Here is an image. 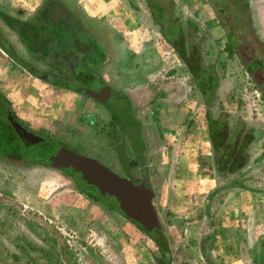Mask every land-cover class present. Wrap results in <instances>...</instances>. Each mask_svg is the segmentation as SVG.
<instances>
[{"label": "rangeland", "instance_id": "obj_1", "mask_svg": "<svg viewBox=\"0 0 264 264\" xmlns=\"http://www.w3.org/2000/svg\"><path fill=\"white\" fill-rule=\"evenodd\" d=\"M46 1L48 0H0V45L10 50L12 49L10 46H13L15 53L26 62L38 68L42 77H45L42 72L46 68L45 62L40 58L39 60H34L31 55L28 56L23 44L18 41L16 34L11 30L6 19L9 16L23 20H30L33 17L37 18V10ZM58 1L71 7L81 20L89 24V27H87L93 33H96L97 37L112 38L114 33L119 32L117 29H114L113 24H116V28L120 26L123 32L133 33L135 36L140 33L138 27L144 30L143 33L149 34L151 36L150 38L158 36L157 28L150 26L141 16V13H143L142 10L145 12L143 0ZM174 1L175 12L181 21L184 22L187 18L196 20L201 29L208 35V40L211 44L210 50L214 55L212 59H215L216 69L220 77L218 104L214 105L212 110L213 114L217 115L221 111H226L230 114V122L232 125L240 117L248 123H256L264 128V100L261 97V93L257 90L255 83L242 68L238 58L236 56L230 57L224 50L226 42L224 29L219 25V16L216 14L213 6H211L210 1ZM131 4L138 8L137 14L128 9L131 8ZM218 4L220 7L226 6L228 10L236 9V5L229 0H220ZM249 9L253 16L256 32H260V36L264 40V0H249ZM225 12L227 14L226 18L224 17L225 20H234L236 18L227 9ZM88 14H93L95 17H90ZM99 21L107 25H103L102 23L100 25ZM262 51V47L257 44L255 50L256 55H260ZM212 59L207 54V62H210ZM164 65H166L167 69L178 65V70L166 78H170L171 81H175L179 85L181 88L179 92L181 93L180 96L160 98L157 96L158 94L155 95L148 89L149 85L142 90L140 86L126 89L130 90L133 94L126 93L130 98V102L134 104V107L138 104L140 106L135 107L132 110L133 113L129 114L126 105L127 101L120 95L121 90L123 91L126 87L121 82L110 81V85L113 84V91L116 92L114 101L108 105V112H110L111 118L110 122L113 124H107L105 119L100 116H94L92 113L80 114L79 117H83L86 122H94L96 120L95 124L98 126L96 127V131L98 134H102V136L95 139L90 138V142L89 140L86 142L88 146L91 144L93 148H84V146L78 144L76 146H70L74 147L73 150L84 155L101 157L103 162H106L121 176L124 175V172L119 167V164L123 166L128 160L135 165L136 161L134 158H142L145 160V166H143L142 171L147 173L149 183L156 190V197L153 202L162 224V228L157 230L159 235H148L150 240L147 239L146 247L149 252L148 254L152 258L154 256L155 261L154 259L153 261L155 264L163 263L165 259L167 260L163 250L158 247L159 245L155 239L162 246H167L170 256L169 264H203V256L201 257L203 250L209 257L218 262V247H221L224 241H232L233 233L229 231L231 225H228L229 222L227 220H214V223L211 224L205 214L204 201L206 195L217 184L213 179L212 152L206 135V109L202 99L200 101L198 99L200 96L198 90L192 86L189 89L191 77L183 69L184 67L180 60L172 55L166 60ZM91 84L88 83L90 86ZM155 86L157 85L154 84ZM154 90L157 91L155 88ZM152 95L155 96L153 97ZM4 107L7 106L3 105ZM141 110H144V123L147 122L151 128L150 132L148 131V136L145 141L141 129L143 122L135 116ZM1 111L0 109L1 133L8 135V137L13 136L14 139L11 140V148L17 150L19 154L25 150L26 157L24 158L28 160L39 159L44 164H18L17 169L14 171L0 169V184L1 181L3 182L9 179L11 175L13 177L18 176L23 180L27 178L34 183L40 182L42 178H46V170L48 169L45 166L49 168L48 179L54 183H57L56 181L59 177L65 178V175L66 179H72L64 170L47 165V155H50L51 152L56 150L58 143L65 144L63 141L61 142L55 139L54 135H50L45 130L36 129V132L44 136V140L36 144H31L26 148L21 140L16 138V135L13 133L8 116ZM157 116L163 120V131L167 135L166 139L162 138L158 140L159 131L155 127V124H158V121L155 120ZM118 125L122 127L123 131L118 128ZM138 126L140 127L138 128ZM144 126L145 124H143V128H145ZM123 132L128 136L127 141H135V145L138 146V148H133L135 154L132 153L131 148H127L125 151L126 157L122 148H114L117 143L120 145L123 142V139L119 137ZM104 134L108 138H104ZM170 139H172V143H169ZM143 141L148 146V153L146 151L147 148H143L142 146ZM161 145L164 146L162 147V162L157 160L159 158V155L157 157V152L160 151L159 146ZM19 154L16 156H19ZM178 158H183V161L177 163L176 166L174 165L175 167L171 166L170 160L174 161V159ZM2 161L9 162L12 160L3 157ZM43 165H45V169H43ZM42 174H45L44 177ZM133 174L136 176L134 177L135 179L140 178L137 166L133 168ZM74 177L75 180H79L76 174ZM69 182L73 184L72 181ZM79 182L84 187L94 191L91 187L83 184V181L79 180ZM53 187L55 186L51 185L50 188ZM25 188L24 183L20 182L19 185H16V192L21 195L20 197L23 196ZM56 188L60 189L57 186ZM56 188L50 190L55 191ZM6 192L0 187V264H12L9 259L4 257V254L6 255L5 252L13 250L3 249V245H9L4 242L3 239L5 237L6 240H10V237H13V240L16 239L22 248H25L29 244H34L36 247L35 254L43 256L47 261V263L46 261L44 263L42 258L36 256L35 258L38 259V262L35 264H49L48 257L55 256V253L59 251V246L56 245L58 241L54 240L56 239L55 234L50 232L51 230H49L43 219L32 215L33 213L31 214L32 208L27 207L28 205L24 203L23 198H18L17 200L12 199L10 201L8 198H5V194L8 193ZM216 202L214 201L213 207L211 206V210H214V212L217 211ZM103 203L105 205L106 203L112 206L115 205L111 198H104ZM218 224L220 226V233L215 231V234L212 232L209 235L208 231L203 232L205 226L207 228L217 226ZM225 224L227 225L224 226ZM223 227L226 230L225 233H221ZM39 245L42 246V250L37 249L40 247Z\"/></svg>", "mask_w": 264, "mask_h": 264}, {"label": "crops", "instance_id": "obj_2", "mask_svg": "<svg viewBox=\"0 0 264 264\" xmlns=\"http://www.w3.org/2000/svg\"><path fill=\"white\" fill-rule=\"evenodd\" d=\"M128 9L135 14L138 12V8L135 6ZM142 12V18L150 26H153L147 11L142 10ZM88 15L95 17L93 14ZM79 19L81 20L80 17ZM81 21L85 27L89 25L83 20ZM100 23L102 22L99 21ZM115 25L113 24L114 29L119 32L115 31L112 38H100L96 36V33H93L96 38H94V42L106 55L97 63V71L100 73L101 79L109 84L110 81L121 82L126 87L123 92L130 95H133L132 92L126 89L140 86L142 90L149 85L148 89L151 92L153 91L152 86L153 88L157 87L156 89L159 90L157 96L160 98L180 96L179 85L175 81H171L170 78H166L178 70V65L168 69L164 65L170 56L173 55L177 59L178 57L161 40L159 34L155 38H150L149 34L143 33L144 30L138 27L140 33L135 36L133 33L123 32L120 26L116 28ZM27 68L11 57L0 45V93L9 102L10 109L17 117L16 120L27 125L30 129L45 130L50 135H54L55 139L63 141L69 146L78 144L84 148H93L86 142L88 140L90 142V138L95 139L102 136L96 131V127H98L95 124L96 120L86 122L83 117L79 116L84 113H92L94 116L105 119L107 124H113L110 122L109 107L78 90L72 91L68 88L54 86L32 74ZM154 84L157 86L154 87ZM95 85L97 84L91 85L90 88L94 89ZM112 85L110 87L113 88ZM191 88L190 86L189 89ZM198 99L200 101L201 97L199 96ZM139 113V120L143 122L141 129L145 141L151 128L147 122L144 123V110ZM155 120L158 121V124H155L159 131L158 140L166 139L163 120L159 116ZM143 124H145V128H143ZM104 135L103 137L106 138V134ZM207 141L210 144L209 140ZM169 143H172V139ZM162 147L164 146H159L160 151L157 152V157L159 155L157 160L161 162ZM263 147L264 135L262 139L253 143L249 161L240 170V173L224 179V182H229V186L219 190H216V187L224 182L216 178L212 160L213 179L217 184L206 195L205 214L211 224L214 223V220H227L228 225H231L229 231L233 233V237L232 241H224V244L218 247V262L201 249L203 264H264ZM145 148L148 153V146ZM141 160L145 166V160L142 158ZM180 161L182 162L183 158L170 160V165L176 166ZM17 166V164L0 160V169L14 171ZM44 166L43 169H45ZM45 167L48 170H46V175H42L43 177L45 175L46 178H42L40 182L34 183L27 178L23 180L18 176L11 175L6 181H1L0 187L8 192H6L5 198L10 201L23 198L27 207L32 208L31 214L43 219L51 230L50 232L55 234L56 239L54 240L58 241L56 245L59 246V251L55 253V256L48 257L49 264H155L154 256L152 258L148 254L146 247L147 239L150 240L147 232L127 218L124 213L122 214L114 208L108 207L107 203L105 205L78 191L74 181L66 179V175L65 178L59 177L57 183L50 181L48 179L49 168ZM9 173L11 174V172ZM240 175L242 178L239 177ZM237 179H241L240 181H243L245 187L231 183ZM69 181H72L73 184ZM20 182L26 186L22 197L16 192V185H19ZM51 185L55 187L50 188ZM56 186L60 189H57ZM55 188V191L50 190ZM154 192L156 197V190ZM214 201H217L216 212L211 210ZM153 205L155 206L154 202ZM205 231H208L209 235L212 232L215 234V231L220 233V226L219 224L207 228L205 226L203 232ZM225 231L223 227L221 233H225ZM3 240L9 244L2 246L4 250L13 249L10 252H5L6 255L4 254L10 263L35 264L38 262L36 256L42 258L45 263L46 258L35 254L34 244L22 248L16 239L13 240V237H10V240H6L5 237ZM39 246L37 249L42 250V246ZM169 262L170 256L159 264H169Z\"/></svg>", "mask_w": 264, "mask_h": 264}, {"label": "trees", "instance_id": "obj_3", "mask_svg": "<svg viewBox=\"0 0 264 264\" xmlns=\"http://www.w3.org/2000/svg\"><path fill=\"white\" fill-rule=\"evenodd\" d=\"M209 1L216 11V14L219 16V25L224 29L226 41L224 50L230 57L236 56L238 58L242 68L255 83L257 90L261 93V97L264 100V40L260 36L261 33L256 32L253 16L249 9V0H229L236 5L235 10H228L226 6L220 7L218 4L220 0ZM143 2L151 23L157 28L161 40L177 55L184 67L183 69H185L191 77V84L189 85L197 89L200 94L206 109L207 137L212 152L214 173L219 181L224 182V179H228L229 176L239 174L240 170L248 163L253 143L262 139L264 128L256 123H248L240 117H238L232 125L230 122V114L226 111H221L217 115L213 114V107L215 104H218L220 77L216 69L215 59H212L214 55L210 50L211 44L208 40L207 33L201 29L199 23L194 19L187 18L182 22L175 12L174 0H143ZM131 7H133L132 4ZM226 9L232 16L236 17L234 20H225L227 16L225 12ZM257 44L262 47L263 50L260 55H256L255 53ZM2 48L16 61L28 67L32 74L39 76L46 82L54 86L68 88L72 91L78 90V86H80L78 82H75L74 85H67L50 76L48 77V75L47 77H42L38 71L16 58L9 49ZM207 54L212 59L210 62H207ZM81 90L83 91L84 89L82 88ZM3 105L7 107L3 108ZM0 109L5 115L8 109H10L9 102L1 93ZM11 113L13 117L17 119L12 110ZM118 128L121 130L122 127L118 125ZM1 132L2 126L0 127L1 157H6L8 159L17 157L19 163L25 164L42 163L39 159L28 160L24 158L26 157V151L24 149L25 152L22 151V153L19 154L17 150L11 148V140L14 139L13 136L8 137V135H4ZM13 133L15 134L14 130ZM16 138L18 137L16 136ZM18 154L19 156H16ZM48 162L49 160H47V163ZM63 170L73 179L78 191L101 203H103L104 198H111L115 205L112 206L107 204V206L123 214L113 197L107 194L101 195L94 186L86 184L74 170L69 168ZM75 174L78 176L79 180L83 181V184L91 187L95 192L84 187L79 180H75ZM239 177H241V175ZM240 180L241 179H237L231 183L239 187H245L243 181ZM227 186H229V182L221 183L216 187V190ZM136 224L144 230L138 223ZM147 233L149 235H159L156 229ZM155 241L163 250L164 256L168 258L169 253L167 246H162L157 239H155Z\"/></svg>", "mask_w": 264, "mask_h": 264}, {"label": "flooded vegetation", "instance_id": "obj_4", "mask_svg": "<svg viewBox=\"0 0 264 264\" xmlns=\"http://www.w3.org/2000/svg\"><path fill=\"white\" fill-rule=\"evenodd\" d=\"M36 13L37 18L33 17L30 20H23L14 17H7L6 22L10 26L11 30H13L16 34L18 41L23 44V47L25 48L28 56L31 55L34 60H39L40 58L45 62L46 68L42 70L44 76L47 77L48 75V77L50 76L51 78L57 79L67 85H74L75 82H78L80 84V86H78V91L82 93H85L84 90H81L82 88L87 89L91 87L90 85H88V83H92V86L94 84L98 85H96V87H93L94 90H101L105 86L110 87L109 83L101 79L102 77L97 71V63L100 60L104 59L106 55L104 54L103 50L100 51V47L94 42L95 37L92 30L85 27L83 22L79 19L77 13L72 10L71 7L59 2L58 0H48L44 2L41 8H39ZM8 45L10 46V44ZM10 47H12L11 50L9 49L10 52L16 58H18L28 66H31L32 69L36 71L39 70L33 64L26 62L24 59L18 56V54H16L13 50V46ZM110 88L112 89L111 94L105 97V102H102L107 106L110 105L112 101H114V98L116 96V92L113 91L112 87ZM152 90L153 94L155 95L159 93V90L157 89L156 90L158 91V93L154 90V88H152ZM120 95L128 103L126 105L129 114L133 113L132 110L135 107H140L139 104L134 107V104L130 102V98L125 92L121 91ZM8 111L11 110L8 109ZM7 113L6 115L8 116ZM135 116L140 119L138 112ZM17 122L22 128L34 134V136L28 135L27 137H22L20 136L18 131H16L11 125L16 136L19 138V140H21L24 147L27 148L31 144H36L44 140V136L41 133L30 129L27 125L18 120ZM139 127L140 126H138V128ZM121 131H123L122 128ZM110 136L112 137V135ZM119 137L123 139V142L120 145L119 143H117L114 148H122L125 157V151L127 148H131L132 153L135 154V150L133 148H138V146L135 145V141H127L128 136L124 132ZM61 146H66L71 149L74 148L66 144L58 143V146H56V150ZM142 146L143 148L146 147L144 141L142 142ZM56 150H54V152H51L50 155H47L48 160ZM2 159L3 157L0 156V160ZM8 160H12L9 162L17 165H27L25 163H19V160L17 161V157H12V159ZM134 160L136 161L135 165L127 160L126 164H124L125 167L124 165L121 166L118 163L119 167L123 169L124 175H122L129 178L136 177L135 174H133V168L137 166V169L139 170V177L143 178L147 176L146 172L142 171L143 161L141 160V158H134ZM50 162L51 161L49 160V162L47 163L49 166ZM104 163L109 166L106 162Z\"/></svg>", "mask_w": 264, "mask_h": 264}, {"label": "water", "instance_id": "obj_5", "mask_svg": "<svg viewBox=\"0 0 264 264\" xmlns=\"http://www.w3.org/2000/svg\"><path fill=\"white\" fill-rule=\"evenodd\" d=\"M112 89L105 86L101 90L84 89L86 95L105 102ZM8 119L20 136H34L22 128L8 111ZM50 166L56 169H72L80 174L82 180L94 186L101 195H109L118 203L119 209L127 218L138 223L146 232L161 228V222L154 208L155 192L147 177L135 179L118 175L107 166L101 157H90L66 146H61L49 159Z\"/></svg>", "mask_w": 264, "mask_h": 264}]
</instances>
